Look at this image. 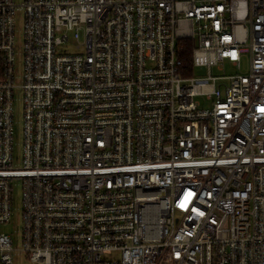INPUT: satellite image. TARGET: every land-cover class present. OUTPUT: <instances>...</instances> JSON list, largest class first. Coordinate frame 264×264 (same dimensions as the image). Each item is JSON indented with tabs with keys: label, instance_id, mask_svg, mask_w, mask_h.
<instances>
[{
	"label": "built area",
	"instance_id": "built-area-1",
	"mask_svg": "<svg viewBox=\"0 0 264 264\" xmlns=\"http://www.w3.org/2000/svg\"><path fill=\"white\" fill-rule=\"evenodd\" d=\"M15 181L0 264H264V0H0V224Z\"/></svg>",
	"mask_w": 264,
	"mask_h": 264
},
{
	"label": "rangeland",
	"instance_id": "rangeland-1",
	"mask_svg": "<svg viewBox=\"0 0 264 264\" xmlns=\"http://www.w3.org/2000/svg\"><path fill=\"white\" fill-rule=\"evenodd\" d=\"M23 0H14L15 3L20 4ZM15 35H14V45L17 53V71L18 74L20 72V53L22 50V28H23V17L22 14H19L15 17ZM72 52L73 50H68ZM223 70L218 72L214 70V68H207L206 66L196 67L193 70V76L195 77H205L208 73L212 75H234V74H242L247 72V58L246 56L240 57L239 68L234 69L229 64L228 60H223L222 62ZM13 162L16 166L20 162V158L22 155V93L14 92L13 94ZM11 208H12V216L9 223L0 224V233H5L8 235L12 241V247L14 249H19L21 247V237H20V229H21V186L18 181H15L11 185ZM13 264H27L24 255L22 253H18L13 261Z\"/></svg>",
	"mask_w": 264,
	"mask_h": 264
},
{
	"label": "trees",
	"instance_id": "trees-1",
	"mask_svg": "<svg viewBox=\"0 0 264 264\" xmlns=\"http://www.w3.org/2000/svg\"><path fill=\"white\" fill-rule=\"evenodd\" d=\"M191 43V44H190ZM181 42L180 46H182V52L179 53V58L182 61V66L185 68L188 75H190V67H191V49L192 42Z\"/></svg>",
	"mask_w": 264,
	"mask_h": 264
},
{
	"label": "crops",
	"instance_id": "crops-1",
	"mask_svg": "<svg viewBox=\"0 0 264 264\" xmlns=\"http://www.w3.org/2000/svg\"><path fill=\"white\" fill-rule=\"evenodd\" d=\"M190 43V42H189ZM191 44V43H190ZM181 52H182V50H180ZM244 56V55H243ZM246 58H247V56H246ZM191 67H190V75L191 76H193L192 74V72H193V70H194V68H196L195 66H194V61H193V50L191 49ZM247 66H248V59H247Z\"/></svg>",
	"mask_w": 264,
	"mask_h": 264
},
{
	"label": "bare ground",
	"instance_id": "bare-ground-1",
	"mask_svg": "<svg viewBox=\"0 0 264 264\" xmlns=\"http://www.w3.org/2000/svg\"><path fill=\"white\" fill-rule=\"evenodd\" d=\"M187 30H188V29H186V26L183 25V26H182L183 34H185ZM193 44H194V43L192 42V48H193V46H194Z\"/></svg>",
	"mask_w": 264,
	"mask_h": 264
}]
</instances>
